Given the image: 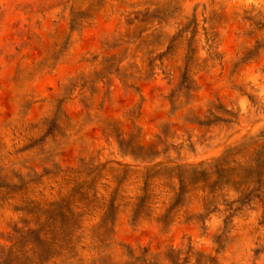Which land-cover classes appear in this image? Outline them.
I'll return each mask as SVG.
<instances>
[{"label": "rangeland", "instance_id": "obj_1", "mask_svg": "<svg viewBox=\"0 0 264 264\" xmlns=\"http://www.w3.org/2000/svg\"><path fill=\"white\" fill-rule=\"evenodd\" d=\"M0 264H264V0H0Z\"/></svg>", "mask_w": 264, "mask_h": 264}]
</instances>
